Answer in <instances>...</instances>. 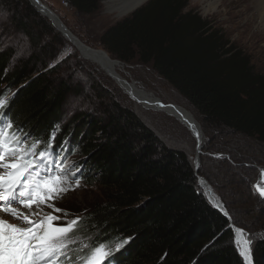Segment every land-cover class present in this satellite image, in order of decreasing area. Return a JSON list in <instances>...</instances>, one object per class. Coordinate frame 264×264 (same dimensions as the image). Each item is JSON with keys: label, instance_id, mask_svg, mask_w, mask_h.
<instances>
[{"label": "trees", "instance_id": "obj_1", "mask_svg": "<svg viewBox=\"0 0 264 264\" xmlns=\"http://www.w3.org/2000/svg\"><path fill=\"white\" fill-rule=\"evenodd\" d=\"M67 1L92 14L103 0ZM188 5L150 0L108 28L100 43L121 61L138 57L151 64L202 115L205 133L209 126L226 128L264 143V72L199 12L185 11ZM0 13L7 16L0 29L23 34L31 47L29 56L15 57L0 42V98L7 101L3 114L13 124L10 132L39 140L41 150L55 133V153L78 151L81 179L99 186L103 197L77 231L90 246L127 240L105 264H245L231 226L242 228L239 222L199 189L204 151L197 171L187 152L165 145L134 111L116 103L101 114L80 112L66 120L69 96L81 92L45 69L57 31L29 0H0ZM69 252L72 261L88 249ZM252 256L254 264H264V237L252 242Z\"/></svg>", "mask_w": 264, "mask_h": 264}, {"label": "rangeland", "instance_id": "obj_2", "mask_svg": "<svg viewBox=\"0 0 264 264\" xmlns=\"http://www.w3.org/2000/svg\"><path fill=\"white\" fill-rule=\"evenodd\" d=\"M41 1L54 11L72 34L83 43L95 49H103L109 55L111 54L101 45L100 38L108 28L121 22L136 11L135 9L120 17L118 13L109 11V0H103L96 12L85 14L77 11L67 0ZM149 1L138 8L147 5ZM215 2L216 0H189V5L185 11L199 12L209 20L212 31L220 32L225 40L229 42V45H233L250 55L256 69L264 72V23L261 22V17H257L256 8L251 7L248 15H244L237 7L233 10L239 11L238 15H236L237 12L225 15V7ZM236 5L237 3H233L230 6ZM252 14L255 18L250 22L248 17ZM6 17V15L0 13V22L6 20ZM242 17L244 18L242 19ZM45 18L52 24L47 17ZM52 26L57 34H52L50 38L51 43L49 42L48 46L52 50V57L49 55L51 58L47 60L45 69L57 72L72 85L78 86L81 92L69 96L65 105L66 120L70 119L75 113L80 112L101 114L107 105L119 104L134 111L159 136L165 145L187 152L195 164L197 140L186 124L166 111L147 108L130 97L113 78L86 59L72 42L65 38L53 24ZM0 40L4 47L8 46L14 49L15 57L30 55V42L23 34L17 33L13 29L6 31V27H3V29H0ZM111 57L118 60L120 64L118 72L125 79L136 83L139 88L151 93L164 104L179 105L192 113L203 132L202 150L205 154L201 155L203 169L200 176L209 182L218 201L230 210V215L246 230L249 235L248 238L252 239V242L264 237L255 235L264 233V199L260 197L254 188L260 169L264 167V143L236 134L226 128L216 130L209 126L208 133H205L202 126V124L205 125L202 115L186 97L159 75L151 64L142 63L138 57L128 63L113 55ZM21 139L25 138L21 137ZM26 143L29 146L33 144L32 141L27 139ZM40 150V148L37 150V155ZM57 153L60 155L56 159V164L76 172V176L80 179V186L75 190L62 193L58 199L51 201L56 208L64 210L62 212H53L52 208L44 204L33 205L31 210L36 214L34 219H41L46 214H52L60 217L54 223L63 226L65 222L76 217L82 218L97 201L102 199L103 193L99 186L89 184L81 179L80 172L77 171L81 160L78 151L74 152L70 149L67 153L66 151L64 153L63 149V151L58 150ZM213 153H222V155L216 156ZM6 159L11 161L13 157L7 156ZM70 182L75 183L74 180H70ZM198 185L199 189L205 193L199 182ZM14 205L18 206L20 204H13L12 207ZM65 212L67 215L64 214ZM1 213L9 219L19 220L7 213ZM12 224L20 227L27 226L24 223L22 225ZM72 238L77 242L71 245L68 252L79 249V253L84 254L87 248H82L81 245L92 244V241H89V238L79 231L73 233ZM106 245L113 250L112 254L119 251L115 250V245L111 243ZM69 253L71 254V252ZM53 264H76V257L71 262H67L64 257H59Z\"/></svg>", "mask_w": 264, "mask_h": 264}, {"label": "snow or ice", "instance_id": "obj_3", "mask_svg": "<svg viewBox=\"0 0 264 264\" xmlns=\"http://www.w3.org/2000/svg\"><path fill=\"white\" fill-rule=\"evenodd\" d=\"M6 102V98H0V170H3L0 171V211L21 219L27 226L20 227L0 218V264H53L59 257L71 261L68 250L77 242L72 238V234L82 223L81 217L58 226L54 222L60 217L56 215L46 214L41 219H32L30 215L34 216L35 213L25 214L12 205L20 204L31 210L33 205L44 204L52 208L53 212H62L64 210L56 208L51 201L58 199L62 193L78 188L80 179L76 172L56 164L60 154L55 153L51 146L55 133L37 155L39 140L29 146L26 138L21 139L17 131H9L13 124L3 114ZM195 135L199 139L198 131ZM7 156L13 159L7 160ZM70 180L75 183L72 184ZM254 188L264 197V187H261V183H257ZM64 214L67 215L66 212ZM224 214L228 215L227 212ZM233 228L239 254L246 264H252V239L248 238L243 229L234 226ZM255 235L264 236V233ZM125 243L127 240L116 243L115 250L118 251ZM93 244L94 246L81 245L82 248L88 249V255H78L76 264H104L105 259L112 255L113 250L106 244L96 241H93ZM108 264H112L111 259H108Z\"/></svg>", "mask_w": 264, "mask_h": 264}, {"label": "bare ground", "instance_id": "obj_4", "mask_svg": "<svg viewBox=\"0 0 264 264\" xmlns=\"http://www.w3.org/2000/svg\"><path fill=\"white\" fill-rule=\"evenodd\" d=\"M147 1L148 0H109L108 6H109L110 12H116V13H118V16L122 17V16H125V15L129 14L130 12L134 11L138 7L142 6ZM216 2L218 4H221V6L225 7V11H224L225 15L230 14V13L235 14V12H237L236 15H238L239 11L233 10V8H237V7H239L240 12L244 13V15L245 14L248 15V12L250 11L251 7L256 8V11L258 12L257 17L258 18L261 17L262 18L261 22L264 23V0H218V1L216 0ZM34 3L36 5V7L40 10V12L45 14L46 17L50 21L52 19L56 22L54 16L52 14H50L49 12H47L43 8L42 4H40L38 2H34ZM233 3H237V5L233 6V7L230 6ZM241 6H242V8H241ZM245 17H247V16H245ZM243 18L244 17H242V19ZM253 18H255L253 14L248 17L250 22L253 20ZM79 49L82 52V55L86 59L90 60L92 63L97 65L101 70H103L108 76L113 78L119 84V86L125 92H127L130 95V97L134 98L137 102L143 104L147 108H152V109H156L158 111L168 112L173 117L177 118L178 120H180L181 122L186 124V126L189 129H191V132L194 133V136H196L195 133L197 131L200 133V136H201L200 125L190 111L186 110L185 108H183L179 105L167 106L161 100L155 98L151 93H148L145 90L139 88L136 83L130 82L127 79H125L118 72V67L120 66L118 60L113 59L111 57V55H109L108 53H107V55H105V54H102L96 50H87L85 48H79ZM192 125H195V127H192ZM203 187L205 189V192H207V194L211 198V200L214 201L213 195L211 194L209 186L204 185ZM13 207L20 209V211L25 213V214L33 213L32 210L21 207L20 205H18V206L14 205ZM1 212L2 211H0V218L7 220L9 223H17L20 225L23 224V221L21 219H19V220L9 219L8 217L4 216ZM30 218L34 219L35 217L30 215ZM251 249H252V247H251ZM253 262H254V260H253V256H252V263Z\"/></svg>", "mask_w": 264, "mask_h": 264}, {"label": "water", "instance_id": "obj_5", "mask_svg": "<svg viewBox=\"0 0 264 264\" xmlns=\"http://www.w3.org/2000/svg\"><path fill=\"white\" fill-rule=\"evenodd\" d=\"M29 2L33 5V6H35L36 7V5H35V3L34 2H38V3H40V4H42V6H43V8L47 11V12H49L50 14H52L53 16H54V18H55V20H56V22L54 21V20H52L51 19V21H52V24L57 28V30H59L62 34H63V36H65V38H67L70 42H72L78 49L79 48H85V49H87V50H96V51H98V52H100V53H102V54H105V55H107V52L105 51V50H103V49H95V48H92V47H90V46H88V45H86L85 43H83L79 38H77L75 35H73L72 34V32L67 28V26L63 23V21L61 20V18L49 7V6H47L45 3H43L41 0H29ZM36 9H37V11L38 12H40V10L36 7ZM41 13V12H40ZM43 16H45L46 17V15L45 14H43V13H41ZM80 50V49H79ZM167 106H171V105H175V104H166ZM200 125V124H199ZM191 130V129H190ZM200 131H201V136H200V138L199 139H197V137H196V140H197V153H196V158H195V168H196V170L198 171V169H199V164H200V155L203 153V151H202V143H203V132H202V128H201V126H200ZM193 135H194V133H192ZM216 156H221V154H219V155H216ZM262 170H264V167H262L261 169H260V173H259V177H258V180L255 182V184H254V186L257 184V183H261V187H264V182H262ZM198 182H199V184H200V186H204V185H207V186H209V188H210V191H211V194L213 195V199H214V201L213 200H211V198L209 197V195L207 194V192H205L204 194L207 196V198L209 199V201L218 209V210H220L223 214L225 213V212H227V210L225 209V207L218 201V199H217V197H216V194L214 193V191H213V189H212V187L210 186V184H209V182L204 178V177H202V176H198ZM206 183V184H205ZM204 188V187H203ZM205 190V189H204ZM256 190V189H255ZM256 192H258L257 190H256ZM258 194H259V192H258ZM260 195V194H259ZM260 197L261 198H263L264 199V197H262L261 195H260ZM216 202V203H215ZM217 205H219V207L217 206ZM227 214H228V212H227ZM228 217H229V214L227 215ZM232 226V228H233V226L235 227V228H239V227H237L236 225H234V224H232L231 225ZM242 229V228H241ZM233 231H234V228H233ZM245 232V231H244ZM234 236H235V233H234ZM236 245V244H235ZM237 247V246H236ZM238 249V248H237ZM238 252H239V250H238ZM243 258V257H242ZM245 262V261H244ZM245 264H246V262H245ZM252 264H254V262L252 263Z\"/></svg>", "mask_w": 264, "mask_h": 264}]
</instances>
